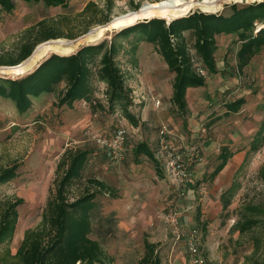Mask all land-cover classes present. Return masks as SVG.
Listing matches in <instances>:
<instances>
[{
	"label": "rangeland",
	"instance_id": "obj_1",
	"mask_svg": "<svg viewBox=\"0 0 264 264\" xmlns=\"http://www.w3.org/2000/svg\"><path fill=\"white\" fill-rule=\"evenodd\" d=\"M90 1L103 9L112 6L110 12L106 11L111 21L140 9L146 2L162 0H68L66 7H47L42 2L29 5L16 0L12 13L0 10V47L15 48L25 38L26 30L44 19L56 22L66 33L80 32L89 21L80 14ZM254 1L261 0H218V8L213 12H229L232 3ZM107 24H94L89 31ZM117 31H106L97 42L110 39ZM236 38V34L217 37L219 71L208 75L204 86L188 89L186 126L169 99L174 73L148 42L140 44L137 63L132 62L131 54L121 53L118 58L127 85L133 90L136 105L131 109L141 120L138 129L133 128L120 111H93L84 101L76 102L72 109L58 107L54 105L56 94L40 95L37 97L40 99H34V107L23 115L18 113L14 102L0 96V170L19 164L18 177L0 185V203L16 197L24 199L18 207L17 229L10 243L12 252L20 246L25 230L41 223L54 188L56 166L64 150L83 148L93 152L84 170V179L97 177L118 192L117 198L107 194L97 196L100 205L93 214L90 234L113 258L114 264H142L146 239L159 244L166 264H195L190 260L186 237L192 228L199 231L203 264H251L246 258L255 248L256 237L261 242L262 255L264 222L243 234L232 230L246 204L264 206V145L250 153L247 163L243 164L252 136L264 118V48L244 71H239L236 54L240 43L235 42ZM89 43L93 42L78 44L75 51ZM0 68V75L17 76ZM63 86L61 83L59 89ZM105 89V83L96 82L95 96L107 104ZM149 90L161 99L159 106L150 98ZM241 96H245L247 102L240 110L226 113V103ZM122 124L129 130V144L125 158L117 160L98 144L97 138L111 134ZM162 125L173 132L172 145L197 144L200 147L201 160L192 168V181L185 186L175 185L164 168V177L157 175L154 163L147 157L134 156L133 147L139 141H148L156 149L158 129ZM222 145H228L235 154L210 180L208 174L218 163L216 158ZM235 176L240 189L229 208L222 211L220 194ZM85 184L82 180L73 186L71 198L84 192ZM203 221L207 222L206 236H203ZM4 248L2 246L0 252Z\"/></svg>",
	"mask_w": 264,
	"mask_h": 264
},
{
	"label": "trees",
	"instance_id": "obj_2",
	"mask_svg": "<svg viewBox=\"0 0 264 264\" xmlns=\"http://www.w3.org/2000/svg\"><path fill=\"white\" fill-rule=\"evenodd\" d=\"M29 5L42 2L47 7L67 6L68 0H22ZM138 6H136V9ZM16 0H0V10L12 13ZM90 1L81 16L89 19L80 32L66 33L56 22L41 20L26 30L23 41L13 49L0 47V66L17 65L31 56L36 46L50 39H75L89 31L94 24L110 22L106 11ZM229 12H204L194 10L187 15L172 18L169 22L162 17L140 20L115 32L110 39L105 38L81 46L70 54L51 53L32 70L17 75H0V96L15 103L19 114L28 113L34 107V99L47 93L56 94L54 105L74 108L75 103L84 101L93 111L98 109L121 116L132 126L138 127L140 118L131 109L136 105L133 90L127 85L124 71L119 63V55L131 54L132 62L137 63L136 53L140 44L148 42L165 61L170 72L174 73L172 95L173 110L187 125V92L191 87L206 84L207 78L197 70L202 66L209 75L218 73L216 52L217 37L236 34L235 42L240 43L237 51V67L244 71L252 58L264 48V0L240 4L232 3ZM96 82L106 85L107 104L95 96ZM63 83V88L59 85ZM247 102L241 96L226 103V113L238 112ZM264 145V118L250 141V153ZM92 151L83 148H66L55 170L54 188L51 190L43 211L41 223L25 230L24 238L13 253L10 243L17 229L18 207L24 203L22 197L7 199L0 203V264H114L113 258L103 250L101 243L93 239L92 219L99 207L97 196L107 194L117 198L116 188L97 177L84 179V170ZM136 158L145 156L154 163L157 175L164 177L163 166L148 141H139L133 147ZM235 152L222 145L217 155L214 170L208 174L213 180L228 164ZM243 166V165H242ZM241 166V167H242ZM19 164L0 170V185L18 177ZM237 176V175H236ZM234 178L231 185L220 194L222 211L232 204L240 189V182ZM85 180V191L71 198L72 187ZM264 222V206L246 204L233 224L232 230L240 234L258 227ZM203 236L207 235V222H202ZM255 248L247 256L251 264H264V253L260 252V240L256 237ZM158 243L144 241L145 252L142 264H166L159 252Z\"/></svg>",
	"mask_w": 264,
	"mask_h": 264
},
{
	"label": "built area",
	"instance_id": "obj_3",
	"mask_svg": "<svg viewBox=\"0 0 264 264\" xmlns=\"http://www.w3.org/2000/svg\"><path fill=\"white\" fill-rule=\"evenodd\" d=\"M198 72L208 78L207 71L197 64ZM149 96L156 106L161 104V99L149 90ZM144 97V96H143ZM135 101V100H134ZM134 128V126H132ZM129 130L125 125H119L111 134L97 138L98 144L106 149L114 159H124L128 151ZM173 132L167 125H162L158 129L157 146L155 155L161 162L170 180L182 187L192 181L191 170L201 160L200 147L197 144L191 146H174L170 139ZM188 252L190 260L195 264H203L204 258L200 253L199 231L192 228L186 234Z\"/></svg>",
	"mask_w": 264,
	"mask_h": 264
},
{
	"label": "bare ground",
	"instance_id": "obj_4",
	"mask_svg": "<svg viewBox=\"0 0 264 264\" xmlns=\"http://www.w3.org/2000/svg\"><path fill=\"white\" fill-rule=\"evenodd\" d=\"M218 0H162L146 2L138 10L130 11L113 18L106 26L91 30L86 35L68 40L64 38L52 39L40 43L33 54L22 64L4 68L1 71H11L14 74H22L26 70L33 68L51 53L70 54L75 51L77 45L82 42H97L109 30H120L132 25L140 20L152 17H162L167 20L179 16L187 15L194 8H200L205 12H213L218 8ZM1 69V68H0Z\"/></svg>",
	"mask_w": 264,
	"mask_h": 264
},
{
	"label": "water",
	"instance_id": "obj_5",
	"mask_svg": "<svg viewBox=\"0 0 264 264\" xmlns=\"http://www.w3.org/2000/svg\"><path fill=\"white\" fill-rule=\"evenodd\" d=\"M197 1H199V0H197ZM168 22L170 21V20H167ZM90 32V31H89ZM50 40H52V39H50ZM49 41V40H48ZM29 58V57H28ZM27 58V59H28ZM27 59H25L24 61H22L21 63H19V64H17V65H20V64H22V63H24ZM12 66H16V65H12ZM12 66H2L3 68H8V67H12ZM31 69H28V70H26V72H28V71H30ZM26 72H23V73H26ZM22 73V74H23ZM17 75H20V74H17Z\"/></svg>",
	"mask_w": 264,
	"mask_h": 264
},
{
	"label": "crops",
	"instance_id": "obj_6",
	"mask_svg": "<svg viewBox=\"0 0 264 264\" xmlns=\"http://www.w3.org/2000/svg\"><path fill=\"white\" fill-rule=\"evenodd\" d=\"M170 97H171V96L169 95V99H170ZM135 129H138V127H135ZM128 144H129V143H128ZM156 146H157V141H156Z\"/></svg>",
	"mask_w": 264,
	"mask_h": 264
}]
</instances>
